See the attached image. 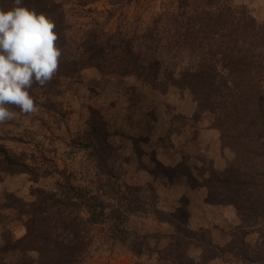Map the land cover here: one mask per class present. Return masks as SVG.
Segmentation results:
<instances>
[{"label":"trees","instance_id":"obj_1","mask_svg":"<svg viewBox=\"0 0 264 264\" xmlns=\"http://www.w3.org/2000/svg\"><path fill=\"white\" fill-rule=\"evenodd\" d=\"M132 1H118L120 10ZM118 2L111 0L115 6ZM169 2L161 13L140 22L137 28L118 27L112 32L94 26L78 39L72 35L74 25L63 2L24 0L27 7L54 21L62 53L53 79L44 87L34 84L30 94L35 107L50 114L61 113L63 105L58 104V98L71 91L76 82L81 83L83 72L89 69L117 79L135 78L162 94L172 87L190 92L196 110L189 120L178 118L194 125L210 119L222 147L230 149L234 158L221 171L199 153V177L187 155L175 167L154 160L156 169L151 174L166 186L206 190L211 206L233 207L239 224L230 233V241L220 246L210 230L192 229L186 197L168 213L158 209L160 196L153 184L147 188L118 187L113 182L118 178L115 166L118 163L123 168L127 161L120 159L119 151L110 143L108 125L100 111L90 107L87 148L99 172L105 174L106 184L117 185L119 191L113 195L117 206L102 200L100 190L103 193L104 186L94 194L73 185L65 175L64 184L58 183L56 190L33 188L31 201L7 194L0 217L2 210H14L25 220L26 233L14 241L4 231L0 264H82L94 241L93 227L107 222L114 236L134 255L141 256L144 248L148 249L149 239L162 238L127 228L129 214L148 213L145 205L151 206L149 212L156 219L173 228L165 248L157 245L154 250L159 264H209L218 259L228 264H264V21L259 22L236 0ZM0 7L11 8L12 0H0ZM9 107L16 114L22 112L14 105ZM197 135L194 131V140ZM33 173L25 156L0 144V180ZM149 192L151 203L146 197ZM252 234L258 235L255 244L247 241ZM31 251L39 254V261L29 256ZM192 251L200 253L199 261L191 257Z\"/></svg>","mask_w":264,"mask_h":264},{"label":"rangeland","instance_id":"obj_2","mask_svg":"<svg viewBox=\"0 0 264 264\" xmlns=\"http://www.w3.org/2000/svg\"><path fill=\"white\" fill-rule=\"evenodd\" d=\"M56 1L66 5L74 25L72 35L78 39L94 26L112 32L118 27L137 28L140 22H148L170 5L169 0H133L120 10V0L116 6L111 0ZM236 2L245 5L259 22L264 21V0ZM82 76L81 83L76 82L71 91L58 98V104L63 105L61 113L50 114L35 107L32 113L21 112L15 119L0 123V144L25 156L26 163L34 170L33 174L9 175L0 180V207L7 194L31 201L33 188L56 190L58 183L64 184L66 176L73 185L94 194L104 186V192L100 190L102 200L114 207L117 206L114 191H119L118 187L123 184L143 188L153 184L160 196L156 202L158 209L172 213L180 206L182 199H177L182 193L181 187L186 186L168 182L166 186L162 180H155L151 174L156 169L154 160L164 159L175 167L187 155L191 157L194 174L199 177L196 171L200 166L196 160L199 153L221 171L234 158L230 149L222 147L220 134L211 128L210 119L194 125L178 118L189 120L196 110L190 92L172 87L162 94L135 78L107 77L96 69L86 70ZM90 107L100 111L108 125L110 143L119 151L120 159L127 161L123 168L118 163L115 166L118 178L113 182L118 187L113 182L111 187L106 184L105 174L99 172L92 151L87 148ZM194 131H198L196 140ZM122 191L125 193V188ZM150 195L149 192L146 197L151 203ZM144 209L148 213L128 215L127 228L143 235H160V240L149 239L148 249L144 248V254L137 256L114 236L109 222L100 223L93 227L94 241L82 264H159L154 250L157 245L159 249L165 248L173 228L150 214L151 206L145 205ZM1 215L0 242L5 239L2 236L5 230L14 241L21 240L26 233L25 220L14 210H2ZM257 239L258 235L252 234L247 241L255 244ZM29 256L39 261L37 252L31 251ZM191 257L199 261L200 253L192 251Z\"/></svg>","mask_w":264,"mask_h":264},{"label":"clouds","instance_id":"obj_3","mask_svg":"<svg viewBox=\"0 0 264 264\" xmlns=\"http://www.w3.org/2000/svg\"><path fill=\"white\" fill-rule=\"evenodd\" d=\"M54 21L24 0L0 7V123L15 119L10 105L35 111L33 85L44 87L57 73L61 49Z\"/></svg>","mask_w":264,"mask_h":264},{"label":"crops","instance_id":"obj_4","mask_svg":"<svg viewBox=\"0 0 264 264\" xmlns=\"http://www.w3.org/2000/svg\"><path fill=\"white\" fill-rule=\"evenodd\" d=\"M165 166H174L175 164L157 159ZM182 193L178 201L183 197L189 200V226L194 230H210L216 244L225 246L230 241L231 231L239 224L236 211L231 206H211L207 204V192L204 189L191 190L181 187ZM176 206L178 207L179 204ZM165 211H168L165 209ZM169 243V242H168ZM167 243V244H168ZM210 264H228L222 260H215Z\"/></svg>","mask_w":264,"mask_h":264}]
</instances>
